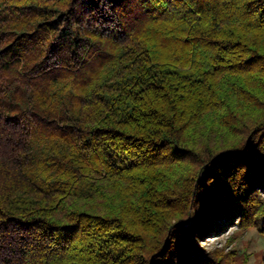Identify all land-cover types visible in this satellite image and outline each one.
<instances>
[{"label":"trees","instance_id":"1","mask_svg":"<svg viewBox=\"0 0 264 264\" xmlns=\"http://www.w3.org/2000/svg\"><path fill=\"white\" fill-rule=\"evenodd\" d=\"M264 223V0H0V264H225Z\"/></svg>","mask_w":264,"mask_h":264},{"label":"rangeland","instance_id":"2","mask_svg":"<svg viewBox=\"0 0 264 264\" xmlns=\"http://www.w3.org/2000/svg\"><path fill=\"white\" fill-rule=\"evenodd\" d=\"M199 245L207 252L222 255L225 264H264V223L257 219L251 226L242 227L236 221Z\"/></svg>","mask_w":264,"mask_h":264}]
</instances>
